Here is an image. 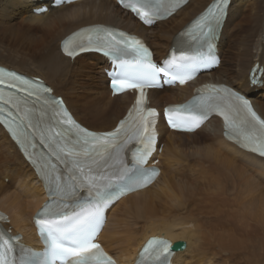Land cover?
<instances>
[{"label": "bare ground", "instance_id": "1", "mask_svg": "<svg viewBox=\"0 0 264 264\" xmlns=\"http://www.w3.org/2000/svg\"><path fill=\"white\" fill-rule=\"evenodd\" d=\"M210 1L189 0L166 20L147 27L115 0H80L55 8L39 0H0V66L41 77L54 95L62 96L82 126L107 131L133 95L112 97L102 74L105 91L98 96L94 85L83 79H89L90 69L108 68L107 61L95 53L70 59L60 51V40L85 25H113L142 37L159 60L186 32L179 30ZM32 5H46L47 11L32 13ZM217 49L222 52L217 67L184 86L149 90V105L162 109L167 103L185 101L197 85L225 83L250 98L264 118V86H251L248 77L256 64L264 72V0H230ZM111 104L114 117L106 112ZM158 125L163 144L146 166L158 159L155 166L160 174L146 188L110 206L97 240L118 264H134L141 246L154 236L175 246L169 255L171 264H264V184L260 182L264 183V157L228 141L218 117L192 133ZM0 175L9 179L7 183L0 179V211L8 215L11 234H22L27 245L40 249L33 216L47 200V192L2 125ZM180 241L183 248L176 247Z\"/></svg>", "mask_w": 264, "mask_h": 264}, {"label": "snow or ice", "instance_id": "2", "mask_svg": "<svg viewBox=\"0 0 264 264\" xmlns=\"http://www.w3.org/2000/svg\"><path fill=\"white\" fill-rule=\"evenodd\" d=\"M118 3L151 25L185 0ZM229 3L212 0L188 31L196 50L179 49L180 55L174 54L163 65L153 62L140 39L111 27L81 29L62 41L64 54L73 60L95 52L111 61L112 70L106 75L114 95L128 90L138 93L127 116L112 131H90L73 119L63 99L52 95L53 90L42 81L0 68V125L7 127L35 166L48 193L47 202L34 217L44 250L37 253L25 248L18 243L19 237L0 229V264H115L95 242L104 209L133 190V185L144 187L156 175V169L140 167L147 163L156 140L157 112L147 107L145 89L159 87L161 82L183 85L198 68L217 62L214 41ZM249 83L264 86V72L254 69ZM198 92L187 103L164 110L170 127L193 131L214 112L223 118L225 136L264 156V119L245 96L215 85ZM126 150L131 151L135 172L122 157ZM173 248L168 241L153 238L143 247L137 264H168Z\"/></svg>", "mask_w": 264, "mask_h": 264}, {"label": "rangeland", "instance_id": "3", "mask_svg": "<svg viewBox=\"0 0 264 264\" xmlns=\"http://www.w3.org/2000/svg\"><path fill=\"white\" fill-rule=\"evenodd\" d=\"M33 7H35V6H33L32 5V7H31V11H32V13H34V8ZM23 13V12H22ZM228 33H230V31H228ZM148 40H149V38H148ZM148 43H149V41H148ZM153 49V48H152ZM219 55H220V52H219ZM221 55H222V52H221ZM221 55H220V61H221ZM227 53L224 51V59H228L227 58ZM261 56H264V54L262 53V55ZM225 66V65H224ZM238 69V68H237ZM235 73H237V71L235 70L234 71ZM102 74H103V76H105V72H104V69L102 70L101 68H99V69H90V71L88 72V75L87 76H89V79L87 80L86 78L85 79H83L84 81H86V82H88V83H91V84H93L94 85V87H93V89H94V91H95V93L99 96L101 93V91L102 92H104L105 91V89L103 88V83H102V78H103V76H102ZM232 75H236V74H232ZM105 79H106V77H104ZM235 78H236V76H235ZM236 86V85H235ZM234 86V87H235ZM252 92H254V93H259V90L258 91H254V90H251ZM249 93V92H248ZM61 96V95H60ZM249 96H251L252 97V95H251V93H249ZM101 105H102V107L104 108L106 105L102 102L101 103ZM110 108L108 109H106V112L109 114V115H111V117L114 115V112H115V110L114 109H112V107H113V105L111 104V106H109ZM112 109V110H111ZM90 119H92V115L91 114H88L87 115ZM114 117V116H113ZM161 143V142H160ZM161 144H163V143H161ZM2 175V174H1ZM0 175V179H1V181L3 182V183H7L8 182V178L7 177H2ZM263 180H261L260 179V182L262 183V185L264 184L263 182H262ZM12 185V184H11ZM14 186V185H13ZM11 188H12V186H11ZM13 189V188H12ZM182 253V252H181ZM180 255V254H179ZM178 255V256H179Z\"/></svg>", "mask_w": 264, "mask_h": 264}, {"label": "water", "instance_id": "4", "mask_svg": "<svg viewBox=\"0 0 264 264\" xmlns=\"http://www.w3.org/2000/svg\"><path fill=\"white\" fill-rule=\"evenodd\" d=\"M184 246H185V243L183 241H180V243H176V247L183 248ZM174 248H175V246H174Z\"/></svg>", "mask_w": 264, "mask_h": 264}]
</instances>
